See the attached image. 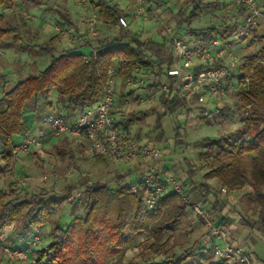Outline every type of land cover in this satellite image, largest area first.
<instances>
[{"label":"trees","instance_id":"trees-1","mask_svg":"<svg viewBox=\"0 0 264 264\" xmlns=\"http://www.w3.org/2000/svg\"><path fill=\"white\" fill-rule=\"evenodd\" d=\"M155 1L159 5L165 2ZM187 1L191 10L188 14L181 10L180 16L183 18L182 23L189 26L205 11L221 7L218 0ZM18 2L32 7L47 6V10L61 16L60 24L63 27H76L71 14L55 9L49 0H0V5L5 9L14 8ZM93 7L100 20L116 26L121 17L129 15L114 0H96ZM245 15L246 10L238 4L237 20ZM232 26L227 25L223 31L215 26L200 30L193 28L191 34L202 35L207 41H212L219 36L227 38L232 32ZM251 35L262 42V46L258 52L245 56L238 72L234 74L238 80L235 94L240 102L237 111L246 114L244 125L218 138L206 137L196 141L195 146L203 147L202 155L210 160L206 178H217L222 186L229 189L252 186L259 207L258 219L243 217L241 220L264 236V34L258 35L256 27ZM120 37L99 41L89 56L71 49L57 52L53 46H31V49L51 58V63L38 74H29L11 90L4 91L0 98V143L3 144V151L0 152V247L3 246L4 238L1 235H5L7 229L19 219L23 220L24 229L33 233V230L52 223L62 202L61 198L49 196V192L21 194L15 182L10 183L9 189L1 187L16 162L11 138L28 133L30 126L26 111L34 100L45 96L47 107L54 109L49 98L56 91L59 101L69 112L68 117H78L102 100L109 70L116 66L117 73L123 76L130 75L136 68L155 70L157 81L147 86L150 90H157L164 82L170 83V88L174 85L175 79L167 75V70L176 65L173 40L170 44L167 39L162 42L144 40L126 27H120ZM10 38L18 42V30L7 25L6 14L0 12V49L8 47ZM133 94L132 91L130 95ZM186 102L177 95L172 99L171 94L162 93L161 111L157 114L154 127L160 131L156 137L158 142L165 138L164 118L183 108ZM231 111L232 108L227 106L213 111L200 110L203 114L201 118L205 117L207 121L211 119L208 122H212L219 117L223 124L228 122ZM131 116L129 122L138 119L133 114ZM41 117V113L34 114L35 121L41 120ZM181 129L183 127L179 124L176 128L178 143H183ZM187 162V172L191 179L186 184L189 187L188 193L193 195L196 202L208 204L212 195L211 186L194 181V169ZM145 170V166L141 165L137 180L132 182L128 180L129 174H120L112 180L93 184L84 182L81 185L85 192L80 206L82 211L76 213L79 206L76 203L79 202L73 201L71 210L75 211L71 221L65 226L56 225L53 228L54 239L51 243L34 248L38 263L130 264L126 262L128 252L145 236L152 240L149 248L153 253H167L170 241L168 234L174 231L187 209L181 198L172 192L161 196L156 206L149 209L145 201L148 190L142 180ZM179 170L180 166L177 165L171 171L181 180ZM135 182H138L136 192L132 190ZM224 209L225 204L216 200L210 211L214 215ZM222 223L230 228L225 220ZM199 248H189L145 264H231L218 259L212 252H201Z\"/></svg>","mask_w":264,"mask_h":264},{"label":"rangeland","instance_id":"rangeland-1","mask_svg":"<svg viewBox=\"0 0 264 264\" xmlns=\"http://www.w3.org/2000/svg\"><path fill=\"white\" fill-rule=\"evenodd\" d=\"M94 1L96 0H49L50 5L55 9H62L71 14L72 21L76 23L73 30L76 32L77 38H69L65 35L69 27H63L60 24L61 16L47 10V6L32 7L18 2L14 8L5 9L0 5V12L6 14L7 25L18 30L20 39L17 43L12 38L8 39L10 44L15 45L8 60L18 75L25 77L30 73L38 74L51 63V58L39 53L36 49H28L29 45L53 46L57 52L63 49L80 51L83 47L93 49L101 40L121 38L119 26L99 18L93 20L96 12L93 7ZM218 1L221 4L219 9L205 11L190 26L187 23H182L183 18L180 16L181 10L187 14L191 10L187 0H165L162 5L157 4L155 0H147L140 14L136 13L134 8L129 9V0H114V3L119 4L129 14L126 17L128 22L126 28L144 40L161 42L163 39H167L170 44L172 38L188 39L193 28L200 30L215 26L220 27L223 31L227 25L235 24V27L232 26L231 34L224 38L226 42L230 40L232 43L233 54L242 61L245 56L258 52L262 42L258 41L254 35L242 38L237 36L240 23V19L237 20L236 16L238 0ZM260 1L263 6L264 0ZM257 34H264V24L257 27ZM80 36L86 40H80ZM19 44L22 46L19 47ZM91 51L86 56H89ZM137 75L135 86L127 85L120 77L114 78L115 96L122 106L123 111L120 113L122 117H120L123 119L124 125L127 124V128L140 139H147L158 145L161 150V157L154 161V165L162 166L169 171L174 166L179 165V175L182 182L190 183L191 179L187 172V161H189L195 172L194 181L208 184L206 173L209 171L210 160L202 155L204 148L195 146V142L206 137L218 138L244 125L246 114L237 111L240 105L235 94V90L238 88L237 78L234 80L235 77L232 76L228 80L230 89L222 98L209 96L206 101H201L196 97L187 99L183 108L168 114L163 120L165 138L162 142H158L156 137L160 131L154 127L157 114L161 111V92L160 88L157 90L147 88L157 81L155 70L144 69ZM5 80L6 76H0V84L5 83ZM13 87H8L7 91ZM132 91L134 94L130 95ZM2 94L3 91L0 90V96ZM49 101L54 109L50 110L47 107L45 96H41L38 100H34L26 111L27 116H29L27 117L29 126L32 123L31 118L34 117V112L42 115L41 120L31 125L32 127L30 126L28 131V136H45L42 146L30 153L16 157L13 171L7 175L1 187L9 189L10 183L15 182L21 194L49 192V196L61 198L62 202L57 208L52 223L39 230H33V233H28L24 229L21 219L9 227L7 235H4L3 238V246L0 247V264H39L33 252L34 248H41L51 243L54 239L53 228L56 225L65 226L71 221L75 211L71 210L73 201L79 202H75L79 205L76 213L82 211L80 209L82 202L75 197L78 192L84 191V187L81 186L84 182L93 184L97 181L112 180L120 174H129V182L137 180L139 164H115L103 158L92 159L84 140L72 139L67 136H46L47 126L44 124V118L49 112L51 114L55 110L53 113H60L68 121L72 120V115L68 117L69 112L66 106L59 101L56 91L50 95ZM226 106L232 108V111L229 113V120L225 124L220 122L219 117H216L212 122H208L211 119L207 121L205 117L201 118L203 114L200 110L202 109L213 111ZM132 114L138 119L129 122ZM179 124L183 127L181 129L183 143L176 141V128ZM2 147L3 144L0 143V149ZM210 186L212 195L209 197V205L211 207L217 200L220 203L230 205V212L237 214V210H244V204L248 203V212L258 218L259 207L252 186L227 188V192L223 191L224 186L218 181ZM213 216L215 218L216 216L212 214L214 220ZM205 231V226L201 220L190 209H187L185 216L175 225L174 231L168 234L170 241L166 248L167 253H153L149 248L152 240L145 236L128 252L126 262L145 264L152 260H161L173 253H181L189 248H196ZM16 250L28 251L29 257L27 259L14 257L13 253Z\"/></svg>","mask_w":264,"mask_h":264},{"label":"built area","instance_id":"built-area-1","mask_svg":"<svg viewBox=\"0 0 264 264\" xmlns=\"http://www.w3.org/2000/svg\"><path fill=\"white\" fill-rule=\"evenodd\" d=\"M91 1V0H88ZM136 13H142L147 0H131ZM238 4L246 10L244 18L240 19L237 29L239 38L248 37L252 31L264 24V7L260 0H238ZM97 14L95 12L93 20ZM119 27H127L126 17L120 18ZM170 29L168 28V31ZM65 35L69 38L78 37L73 28H68ZM80 40H86L80 36ZM172 47L176 55V65L167 70V75L175 79L174 85L164 82L160 87L163 92L176 95L182 99L199 98L206 101L208 97L222 98L229 91L228 80L240 68L241 60L232 52V43L223 37H216L207 41L202 35H192L188 39L172 38ZM118 67L109 70V79L105 84V95L95 106L87 109L75 120L67 121L65 117L56 113H49L44 118L47 135L67 136L72 139L85 138L88 153L92 159H106L112 163H135L145 166L142 177L148 190L146 205L153 209L158 199L168 193H175L186 209H190L205 226L199 250L204 253L212 252L218 259L231 264H251L250 255L241 246L235 244L228 227L217 224L208 204L196 202L188 193L187 186L174 175L172 171L162 166L154 165V161L161 157V150L155 142L140 139L127 128L119 116L122 106L116 100L114 78L120 77L129 86H135L138 72L136 68L130 75L117 73ZM236 78H234L235 80ZM44 135L28 136L21 143L13 146V154L30 153L42 146ZM132 190H138V182L132 185ZM227 192V187H223ZM76 199L82 202L85 192L76 194ZM4 234L1 235L3 237ZM16 258L27 259L29 252L16 250Z\"/></svg>","mask_w":264,"mask_h":264},{"label":"crops","instance_id":"crops-1","mask_svg":"<svg viewBox=\"0 0 264 264\" xmlns=\"http://www.w3.org/2000/svg\"><path fill=\"white\" fill-rule=\"evenodd\" d=\"M129 5H131V6H129ZM129 5H128V7H130L129 9L131 10L133 8V3L131 0H129ZM191 36H192V34H191ZM163 38H164V36H163ZM157 42H160V41H157ZM19 45H20L19 47L22 46V44H19ZM14 47H15V45L10 44V42H9L8 47L0 49V76L1 77L6 76L5 83L3 82L0 84V90L3 91V94H4V91H7L8 87L15 86V84L20 79L24 78V77L18 75V73L12 67L11 62L8 60V57L11 56L12 52L14 51ZM28 47H29L28 49H30L31 45H29ZM90 49L91 48H89V47H83L80 49L79 52L86 55L89 53V51L93 50V49H91V50ZM175 59H176V55H175ZM3 94L0 96V98H2ZM33 114H35V112ZM117 115L119 116V118L122 121L123 120L121 118L122 115H120V114H117ZM76 118L77 117H73L72 120H75ZM31 122H30L31 125H34L36 123L34 117L31 118ZM123 124H124V122H123ZM38 132H40V131L38 130ZM28 135H29V133H27L25 135L13 136L11 138L12 143H14V145L21 143L25 138L28 137ZM80 140H84L87 143L85 138H80ZM2 151H3V147L0 149V152H2ZM137 178H138V174L136 175V179ZM216 181H218L219 184H221L217 178L208 179V184L214 185L216 183ZM184 184L186 185L187 183H184ZM188 189H189V187H188ZM253 195H254V193H253ZM223 201L226 202L225 200H223ZM241 204H243V203H241ZM248 205H249L248 203L244 204L245 209L244 210H237V214H235V213L230 212L231 206L228 204H225V209L223 211H220V212H217L216 214H214L216 216V218L213 216L214 221L217 224L223 225L222 221L225 220V222H227L230 225L229 229L231 231V237H232L233 242L235 244L241 246L244 250H246L248 252V254L250 255V258H251V264H264V236L257 229H253V228H250L249 226L245 225L241 220L243 217L249 218L251 220H257L258 219V218H255L254 216H252L251 212H248V209H249V207H247ZM208 206L210 209L212 208L209 205V203H208ZM198 224L200 225V222H198ZM7 231L5 232V235H7ZM203 233H204V231H203ZM200 244H201V241L197 244L196 248H198L200 246Z\"/></svg>","mask_w":264,"mask_h":264}]
</instances>
